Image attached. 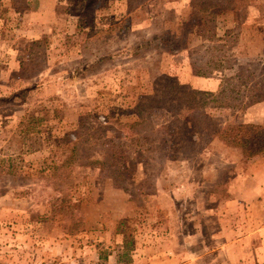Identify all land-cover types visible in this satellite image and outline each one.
<instances>
[{
	"label": "rangeland",
	"instance_id": "obj_1",
	"mask_svg": "<svg viewBox=\"0 0 264 264\" xmlns=\"http://www.w3.org/2000/svg\"><path fill=\"white\" fill-rule=\"evenodd\" d=\"M0 5V264H230L234 239L264 264V155L216 130L264 124V0L202 26L190 0Z\"/></svg>",
	"mask_w": 264,
	"mask_h": 264
},
{
	"label": "trees",
	"instance_id": "obj_2",
	"mask_svg": "<svg viewBox=\"0 0 264 264\" xmlns=\"http://www.w3.org/2000/svg\"><path fill=\"white\" fill-rule=\"evenodd\" d=\"M190 5L192 10L198 15V20H195V23L198 25L201 24V26L204 24V17L208 16L210 21L214 20V16L216 14H222L227 12H233L239 8V5H236V0H190ZM5 10L7 9L1 7L0 5V22H3L6 20ZM4 13V15H3ZM209 31L212 32V34H217L213 28L209 27ZM201 30V29H200ZM229 30V29H228ZM227 31V30H225ZM158 40V42L165 43V49L170 52L174 53L177 51L176 47L178 46L176 42L173 41L172 38H168L167 40L163 39L162 35H157L152 37V40L149 42H152L153 40ZM147 42V43H149ZM193 67L195 69V72L197 75L201 76H209V72L203 71L200 66H198V61H194ZM228 79V78H227ZM182 85V84H181ZM180 83H174L171 86H158L156 88L157 93L155 94H145L144 101L142 105L143 108L149 109V107L155 106L156 104H162L161 100H165L166 94L165 91L172 92V95H175L178 91L177 89L180 88ZM159 90V91H158ZM250 101L257 102L264 100V89H260L258 86H252L250 89ZM204 94L195 88H189L188 95L185 96V100L188 104H193L196 101H201L200 105H207L213 107H220L222 106V102H218L217 98H212L211 101L205 102L203 101L202 97ZM218 98H220V94L218 92L217 94ZM136 112L138 118H144L146 115L149 114L147 112L148 110L143 109L140 103L136 104ZM25 118H28L29 120L26 122ZM41 117L39 118V115L36 114H29L24 115L23 118L20 120V125L28 124L23 130L21 128V131L24 132H31L34 130L36 131L37 124L40 123ZM30 121L32 123H35L33 125H30ZM216 130L219 133V139H221L226 144L236 147L240 149L241 153L247 158L251 159L256 156L264 155V124H255V123H232L224 125L221 128L216 127ZM75 153L77 151L73 149ZM92 164H96L97 162H100V160L95 159L89 161Z\"/></svg>",
	"mask_w": 264,
	"mask_h": 264
},
{
	"label": "crops",
	"instance_id": "obj_3",
	"mask_svg": "<svg viewBox=\"0 0 264 264\" xmlns=\"http://www.w3.org/2000/svg\"><path fill=\"white\" fill-rule=\"evenodd\" d=\"M52 7H53L52 10L54 11V5ZM234 148H236V147H234ZM236 149H238V148H236ZM256 157H258V156H256ZM256 157H253L251 159L253 160ZM228 248L236 251L233 258L231 259L232 261L231 260L228 261V262H230V264H249L251 262V260H248L251 258H249L248 257L249 255H247V252H245V250L249 249L250 247H248L247 245H241V243H239L238 239H234V241L232 242V245ZM222 264H227V263L223 261Z\"/></svg>",
	"mask_w": 264,
	"mask_h": 264
}]
</instances>
